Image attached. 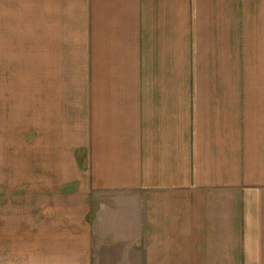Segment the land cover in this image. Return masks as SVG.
<instances>
[{"label":"crops","instance_id":"obj_1","mask_svg":"<svg viewBox=\"0 0 264 264\" xmlns=\"http://www.w3.org/2000/svg\"><path fill=\"white\" fill-rule=\"evenodd\" d=\"M25 1L0 264H264V0Z\"/></svg>","mask_w":264,"mask_h":264},{"label":"rangeland","instance_id":"obj_2","mask_svg":"<svg viewBox=\"0 0 264 264\" xmlns=\"http://www.w3.org/2000/svg\"><path fill=\"white\" fill-rule=\"evenodd\" d=\"M25 2L0 0V168H31L30 38L20 20ZM25 194L24 186L0 188V195Z\"/></svg>","mask_w":264,"mask_h":264}]
</instances>
